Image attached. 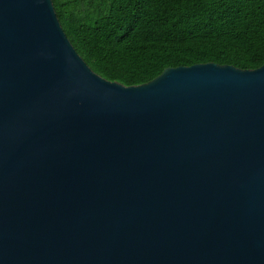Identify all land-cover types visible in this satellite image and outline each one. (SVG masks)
I'll list each match as a JSON object with an SVG mask.
<instances>
[{
	"label": "water",
	"instance_id": "obj_1",
	"mask_svg": "<svg viewBox=\"0 0 264 264\" xmlns=\"http://www.w3.org/2000/svg\"><path fill=\"white\" fill-rule=\"evenodd\" d=\"M0 264H264V63L123 85L0 0Z\"/></svg>",
	"mask_w": 264,
	"mask_h": 264
},
{
	"label": "trees",
	"instance_id": "obj_2",
	"mask_svg": "<svg viewBox=\"0 0 264 264\" xmlns=\"http://www.w3.org/2000/svg\"><path fill=\"white\" fill-rule=\"evenodd\" d=\"M68 39L99 76L139 84L166 66L264 63V0H52Z\"/></svg>",
	"mask_w": 264,
	"mask_h": 264
}]
</instances>
